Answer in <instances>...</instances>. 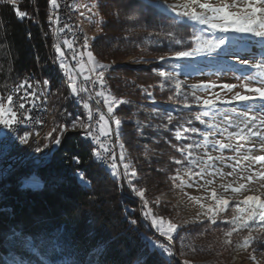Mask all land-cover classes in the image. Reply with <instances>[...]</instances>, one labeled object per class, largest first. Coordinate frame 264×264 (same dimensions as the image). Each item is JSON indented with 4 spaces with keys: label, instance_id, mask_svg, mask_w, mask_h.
Returning <instances> with one entry per match:
<instances>
[{
    "label": "trees",
    "instance_id": "1",
    "mask_svg": "<svg viewBox=\"0 0 264 264\" xmlns=\"http://www.w3.org/2000/svg\"><path fill=\"white\" fill-rule=\"evenodd\" d=\"M98 1L101 13L108 22L104 33L93 41L91 50L96 59L104 64H109L123 53L119 48L112 49L110 40L114 35L127 33L124 26L126 20L131 25H139L132 31L135 37H139V30L151 29L158 33L164 42L154 49L156 52L151 51L153 54L158 52V56L170 52V47L175 50L180 46L172 42L173 39L167 41L166 38L180 39L184 44L196 31L194 24H174L172 14L154 8L149 0ZM17 9L25 12L26 16L18 17ZM51 12L50 0H16L15 6L7 0H0V96L6 97L9 87L20 76L39 74L40 64L46 61L47 46L52 38ZM131 68L119 66L117 69L129 72ZM42 69L43 76L50 80L51 91L58 87V83L66 84L67 90H71L68 83L54 77L57 73L50 65ZM135 69L141 73L138 84L147 85L158 79L148 72V67ZM107 73L109 92L113 96L141 100L139 91L136 90V94L127 91L122 78ZM64 105L72 115L77 113L76 99ZM114 114L122 122L119 133L123 160L135 172L132 186L137 192H144L142 200L148 202L146 208L151 209L152 216L161 217L165 211L157 195L171 186L169 176L177 166L173 157L179 156L175 147L177 140L168 131L164 118L154 117L151 121L154 127L146 128L153 137L142 139L132 107L121 103ZM140 116L144 118L143 114ZM59 148L48 163L28 166L37 168L27 167L11 176L10 187L0 199V264H7L6 256L10 252L28 261H37L35 254L9 238L13 226L40 238V254L50 264H89V261L95 264L96 259L100 264H181L173 255L168 256L152 246V241L165 246L167 242L156 237L150 225L143 220L136 192L113 175L111 168L98 162L94 147L86 141L84 132L64 135ZM77 173L89 182L88 185H81ZM33 176L42 183V187H23L21 179ZM129 220L137 223L131 224ZM60 227L64 228V233L53 243L52 234ZM113 237L115 240L102 257L87 254L98 242ZM141 254L146 256V262L138 259Z\"/></svg>",
    "mask_w": 264,
    "mask_h": 264
},
{
    "label": "rangeland",
    "instance_id": "2",
    "mask_svg": "<svg viewBox=\"0 0 264 264\" xmlns=\"http://www.w3.org/2000/svg\"><path fill=\"white\" fill-rule=\"evenodd\" d=\"M149 2L156 3L159 0H149ZM164 2L170 5L182 4L184 0H164ZM210 2L221 4L225 0H210ZM227 2L231 3V0H227ZM75 9L88 38L87 50L93 53L91 45L96 37L104 33V26L108 20L101 13L98 0H76ZM197 11H200V9L197 8ZM81 13H84V15H81ZM169 13L173 15V13ZM126 19L128 18L126 17ZM184 22L194 24L196 30L205 27L188 20ZM124 26L127 27L125 28L127 33L121 36L114 35L110 40L113 46L112 49L119 48L123 53L109 62L111 70L110 68L106 69L105 75L110 72L111 75L122 78L126 90L133 94H136V90L139 91L141 100H130L128 96L124 99H117L109 92L110 84L107 90L99 91L104 92L103 99L105 97H115L117 100L127 101L124 104L134 109V114L137 116L135 119L137 130L142 139L153 137L150 131L147 132L146 128H153L151 121L154 117H158L160 119L164 118L163 121L167 123L168 131L172 132L173 137H175L177 130L181 131L182 138L177 139L175 137L177 140L175 147L177 149H186L189 143L194 145L190 150L192 153L191 157H188L186 152L182 153L177 150L179 156L173 157V162L180 160L182 163L177 164L176 171L169 176L171 186L163 189L157 195L165 211L163 216L157 218L162 219L165 223L171 221L178 226L177 231L173 234L172 241H168L166 237L160 235L157 229L151 225L150 218H145L143 215V220L150 225L156 237L167 242L165 247H171L174 253L173 257L181 264H185V261H188L189 264H264V243L255 242L248 246L243 245L244 238L249 235L250 231L253 237L264 234V222L251 221L249 222V228L238 229L232 233L231 237L226 236V233L233 227L231 220L235 214L237 204L244 207L240 202L246 196H259L261 201H264V177L258 175L259 172H264V165L251 159L248 161L243 159L245 155H264V149L259 147L260 141L255 137L250 138V140H237L236 137H228L226 132L224 134L217 132L215 135L210 136L209 139L220 140L223 143L233 144L237 147L243 144L244 147L241 148L239 153L232 149H224L222 151L218 148L213 149L211 145L207 148L203 146L197 148L195 146L196 143L203 145V137L198 133L184 131L186 128L208 131L205 125L196 119L197 115H200L201 119H204L206 123L218 124L222 128L226 127V113L234 124H239L243 127L242 118L237 117L235 113L231 112V109L235 108L237 111L250 110L253 105L238 101H233L231 104H223L219 103V101L230 100L236 92L242 95H256L246 90L243 85L245 83H249L250 87H260L262 85L257 82L253 69L248 65H242L240 60H248L252 64L256 63L264 54V43L250 35L229 33V37L234 39L227 46V54L224 50H220L219 54H213L212 56H197L188 60L168 59V57L174 55L175 51L188 50L193 47L194 44L191 37L184 44L180 43V46L175 50L170 47V52L161 55L166 58L162 61L159 59L161 56L157 55L158 52L152 53L153 51L156 52L154 49L161 47L164 42L157 32L151 29L139 30V37H135V35H132V31L138 28L139 25L135 23L131 25L129 20H126L124 21ZM206 34L211 35V33ZM217 35L219 34L217 33ZM129 39L132 40V44ZM166 39L167 41L173 39L172 42L180 40L173 37ZM61 50L64 53L62 47ZM237 55L239 60L236 58ZM93 57L95 61L104 64L96 59L94 53ZM64 58L67 63L65 53ZM57 60L60 63L59 53H57ZM89 63L92 66V62L89 61ZM45 65L50 64L44 61L40 64V67L43 68ZM119 66H132L133 68L129 69V72H124L122 69H117ZM69 67L71 68L70 65ZM136 67H148V72L157 76L158 79L154 83L147 85L138 84L141 73L135 69ZM161 72L172 73L174 78L167 79L162 77L160 75ZM82 73L84 77L88 75L85 67ZM245 76H251V82L246 81L244 79ZM225 84L235 85V87L229 91L223 87ZM192 85H214V87L207 89L197 87L193 89ZM48 87L49 89L51 88L50 82ZM66 87V84L64 86V84L58 83V87L51 92L55 107V128L57 131H53L52 136L47 137L45 143H48V147H42V151L36 152L25 160L21 170L26 169L33 163L40 164L43 159L53 156V153L60 145H54L50 141L60 135L59 126H67V130L60 136L61 141L64 135L68 133L81 131L86 133V129L79 126L73 128L71 125L73 121H76L77 124L80 122L89 124L87 110L82 107V104L87 102L91 111L94 106L84 93H79L80 99L78 101L77 97L71 93V90H67ZM193 92L195 96L201 98L199 104L196 103ZM217 96L219 97L218 107L220 111H209L207 116L203 115L205 111L203 100H217ZM73 98L74 100L76 99L78 104V110L75 115L68 112L67 106L64 105L65 103L68 104L69 100ZM186 104L190 107H184ZM104 106L107 109L105 103ZM116 107H114V110ZM140 114H143L144 118ZM249 115L256 117L257 127L253 128V131L258 128L264 129V124L260 123L264 120V113L258 110H250ZM112 116L117 117L114 111ZM169 116L172 118L170 123ZM105 119H108V116L105 115ZM103 123L101 121V126ZM109 127L111 129L112 127L114 128V122L111 124L109 120ZM228 130L236 131L237 129L233 127ZM249 148L252 149L251 153L247 151ZM210 156L213 158L223 157V159L209 160ZM192 159L196 160V164L191 163ZM124 164L128 163L122 160L120 166L116 169L119 175L115 176L125 182L127 187L132 188V185L129 184V180L132 181L133 178L131 175L133 172L132 167L128 164V174L125 175ZM202 168L204 169L203 172H201ZM110 171L112 172L111 169ZM249 175L253 177L251 181L247 179ZM173 177H178V179L174 180ZM240 185H244V188H240ZM234 189L240 190L234 191ZM213 192L216 194L215 199L213 198ZM136 197L141 202V212L143 214L147 208L143 204L142 198L138 195ZM221 200H227L228 204H220L219 201ZM213 213H215V222H213ZM229 239L231 243H226ZM12 256L21 259L23 264H37V261H28L14 252H10L6 256L7 264ZM253 256L255 259L252 258ZM46 260L48 261L47 258ZM48 264H50L49 261Z\"/></svg>",
    "mask_w": 264,
    "mask_h": 264
},
{
    "label": "snow or ice",
    "instance_id": "3",
    "mask_svg": "<svg viewBox=\"0 0 264 264\" xmlns=\"http://www.w3.org/2000/svg\"><path fill=\"white\" fill-rule=\"evenodd\" d=\"M9 2L15 6L16 0H9ZM51 6L56 9L59 7L57 0H50ZM152 6L158 10H161L162 12H171L173 13V23H183L185 20L192 21L195 24L205 26L204 28L200 30L194 31V34L192 36V42L194 44L193 47L189 48L188 50H181V51H175L174 55L172 57H168V59H175V60H188L195 58L197 56H212L213 54H219L220 50H224L227 54V46L229 43L234 39L229 37V33L233 34H246L250 35L254 38H257L261 43H264V0H231V3L225 2L221 4H216L210 2V0H184V3L182 4H167L164 2V0H159V2L153 3ZM197 8L200 9V11H197ZM91 11V9H89ZM17 15L20 18H24L26 16V13L23 11H19L17 9ZM81 15H84V13H81ZM51 19V18H50ZM65 27H68L65 25ZM60 32L64 31V28L59 29ZM206 33H211V35H208ZM217 33L219 35H217ZM172 33H169V36H171ZM64 43L67 45L68 49L74 51V55L72 57L73 60H77V57H83V53L75 52L73 49V43L65 40ZM175 43L180 44V40H176ZM83 47H88V38H84ZM56 52L60 54V63L59 68L65 73L69 85L71 88V93L77 97L78 101L80 99L79 93H87L86 88H79L77 87L76 83V76L73 75L72 69L69 67V65L66 63L64 58V53L61 50L60 44H56ZM87 57L90 62H92V66L88 69L90 72H96V75L93 78L89 76L84 77V81L92 80L93 83L99 84L101 88H104L105 81H104V75L105 70L110 68V65L107 64H100L99 62L95 61L93 57V53L91 51L87 52ZM237 60H239V56L237 55ZM160 60H165L166 58L164 56H161L159 58ZM240 63L242 65H248L250 68L253 69L254 73L257 77V82H259L262 86L260 87H250L249 83H245L243 86L246 90L255 93L256 95H242L239 92H236L230 100H224L219 101V103L223 104H231L233 101L238 102H246L248 104L253 105V108L250 110H258L264 113V54H262L261 59L258 60L256 63L252 64L248 60H240ZM78 66L80 68V71H84V63L83 60H78ZM160 75L162 77H165L167 79H172L173 74L169 72H161ZM244 79L246 81L251 82L252 77L251 76H245ZM39 83V82H37ZM44 85H48V81H43ZM27 84L28 88L31 89L32 85L28 83L27 80L23 81L19 87L14 88L12 90V93L5 96H0V125H3L4 127L16 131V126L23 125L31 122L33 120V117L30 115L33 108L36 107L35 100L38 98L36 91L33 89L31 92H29L27 89L24 88V85ZM193 89L197 87H202L204 89H207L209 87H214V85H192ZM225 89H228L231 91L235 85L231 84H225L223 85ZM21 91H23V94L21 95ZM16 95V99L14 101L13 95ZM98 96L103 97L104 92L101 91L97 93ZM150 95V94H149ZM193 96H195V93L193 92ZM200 97L195 96V101L197 104L200 103ZM218 100L219 97L217 96V100L213 99H204L203 100V108L205 111L203 112V115L207 116L208 112H219L220 109L218 107ZM31 102V108H26L25 103ZM104 103L107 105V113L112 114L114 111V107L118 106L121 103H127V101L123 100H117L115 97H105ZM82 107L87 110V117L89 119V124H84L83 122H80L77 124L76 121H73L72 127L75 128L77 126L82 127L86 129V137L91 138V140L95 141L98 147V150L95 152V156L97 159L103 160L105 158V154L109 153L111 151V147H106L104 143H101V137L100 133H103L106 137H110L112 135L113 129L109 127V120L114 121L115 125V133L116 135H119L120 127H121V120L116 119L114 116L109 115L108 119H105V114L100 113L99 114V120L103 121V125L100 126L99 132L97 134H93V131L91 129V120L93 117V113L89 108V104L87 102L82 104ZM184 107H190L189 105H184ZM250 110H241L237 111L235 108L231 109V112L235 113L237 117L242 118L243 127H241L239 124H234L233 121L228 117L227 113L225 114V123L226 127H220L218 124H210L206 123L204 119H201L200 115H197L196 119L201 123L204 124L205 127L208 129V131H201L200 129H184L185 132L191 131L194 133H198L203 137V145L200 143H196V147H205L207 148L209 145L213 149L218 148L219 150L224 149H232L235 152L239 153L241 148L244 147L243 144H240L238 147L233 144H226L221 142L220 140H210L209 137L215 135V133L224 134L227 133L228 137H236L237 140H250V138L255 137L260 141L259 147L261 149H264V129H257L256 131H253V128L257 127L256 124V117L250 116L249 111ZM20 113V116L18 118L17 114ZM169 123L171 122V116H169ZM37 123H42V121H37ZM260 123L264 124V120H262ZM251 124V126H249ZM235 127L236 131H229V128ZM107 129V131H106ZM67 130V126H59V133L54 140L50 141L54 145H60L61 139L60 136L63 135V133ZM57 131L56 128H53L52 131L47 133L48 137L52 136V132ZM33 135L32 132H24L23 135H19L17 138L19 141L23 144L28 143L29 138ZM37 136H39V133H36ZM175 137L177 139L182 138L181 131L177 130L175 132ZM193 144L189 143L185 148H179L178 151L184 153L186 152L188 157L192 156L191 149L193 148ZM44 148L48 147V143H45L43 145ZM121 149H123V145H120ZM187 150V151H186ZM36 152L42 151L41 147L35 148ZM249 153H251L252 149L249 148L247 150ZM111 159L115 160V155H112ZM123 152H121V160H123ZM212 159H219L222 160L223 157H209V160ZM245 161L252 160L256 163H259L261 165H264V155L260 156H250L245 155L243 157ZM176 164H181L182 161L177 160L175 161ZM192 164H196V160H191ZM250 166V165H249ZM124 173L125 175L128 174V164L123 165ZM117 165L116 163L111 164V170L113 172V175H119V173L116 171ZM204 169H201V172H203ZM80 180V183L82 186L88 185V181L84 180L83 176L80 173L76 174ZM132 176H135V172L131 173ZM231 175V173H229ZM259 176L264 177V172H259ZM252 176L249 175L247 179L249 181L252 180ZM173 179H178V177H173ZM129 184L132 185V181L129 180ZM23 187H32V188H39L42 187L41 182L33 176L31 180H26L23 185ZM240 188H244V185H240ZM240 189H234V191H239ZM132 191L136 192V194L143 198L144 192L139 191L137 192L135 186H132ZM215 192H213V198L215 199ZM195 199V198H193ZM250 202H258V203H250ZM147 201L144 200L143 204L146 206ZM220 204L227 205V200H221L219 201ZM240 203L244 205V207H241L240 204L236 205L235 214L233 215V218L231 220V223L233 227L230 231L226 233L227 237H231L233 232H236L238 229L241 228H249V222L251 221H261L264 222V201H261L259 196H246ZM8 211H11V209H8ZM143 215L145 218H150L151 225L157 229V231L160 233V235L167 238L168 241H172L173 234L177 231V225L172 223L171 221H168L165 223L162 219H159L155 216L151 215V209H147L143 212ZM213 222H215V213H213ZM129 223L136 224L137 222L135 220H129ZM64 233V228L60 227L57 228L53 236V243L59 240L60 236ZM9 235V234H6ZM9 238L17 243H19L23 248L30 250L33 254L37 256V264H48V261L46 258L41 255V248H40V238L39 237H33L29 234H26L23 230V228H18L13 226L10 229V235ZM148 239V238H146ZM115 240V237L110 238L108 241H101L98 242L90 251L87 253L88 255H91L93 257H102L104 254L107 253L110 244ZM255 242H261L264 243V234L253 237L251 234V231L249 232V235L244 238L243 245L248 246ZM152 246H154L157 249H160L164 253H166L168 256H172L174 253L171 249V247H165L162 243H157L155 241H152ZM226 243H231V240L229 239L226 241ZM255 251V249H253ZM255 259V257H252ZM141 261L146 262V256L141 254V256L138 258ZM8 264H23V261L15 256H12ZM80 264H83V262H80ZM89 264H93L92 261H89ZM95 264H100L99 259L95 260ZM185 264H189L188 261H185Z\"/></svg>",
    "mask_w": 264,
    "mask_h": 264
},
{
    "label": "built area",
    "instance_id": "4",
    "mask_svg": "<svg viewBox=\"0 0 264 264\" xmlns=\"http://www.w3.org/2000/svg\"><path fill=\"white\" fill-rule=\"evenodd\" d=\"M59 16L61 19V27L64 28L62 32L61 39V47L62 49H66L67 51V64L71 66L73 75L76 76V83L78 89L83 87L87 89V93H84L87 98L90 100L91 104L94 106L92 109L93 117L91 120V129L93 134H97L99 132V128L101 126V121L99 120V114L102 112L106 116L112 115L107 113V109L104 106V99L101 96H98L101 87L99 84L93 83L92 80L84 81V75L80 71L78 66V60L82 59L84 63V67L86 69L87 76L94 79L96 72H90L88 69L91 67L88 57H87V48L83 47L82 34L79 29V25L75 18V13H73L72 0H59ZM67 25L68 27H65ZM67 40L73 43V49L75 52L83 53V57H77V60H73L72 57L74 55V51L68 49L67 45L64 41ZM27 80L28 83L32 84V80L26 77V74L20 76L14 82V88L19 87V85ZM24 88L29 91L28 85L25 84ZM30 92V91H29ZM83 93V92H81ZM23 94V91L20 93ZM13 99L15 101L16 95H13ZM36 107L32 109L30 115L33 117V120L27 124L16 126L17 130H10L8 133L3 134V143L0 146V188L2 187L4 182H1V174L3 170L10 169L12 163L16 161L22 155V151L26 147L27 144H34L36 141H32V136L29 138L28 143L23 144L17 138L19 135H23L24 132H32L37 133L39 129V125L41 123H37V121H42L39 115V104L40 100L37 98L35 100ZM26 108H31V102L25 103ZM19 118V117H18ZM112 124V120H110ZM113 129V127H112ZM114 129L112 135L110 137H106L103 133H100L101 143H104L106 147H111V151L105 154V158L109 164L113 162L116 163L117 168L121 164V154L118 150V146H114ZM112 155H115V160L111 159ZM51 158L46 159V163H48ZM48 161V162H47ZM14 175V173H13ZM25 181L21 182L24 183Z\"/></svg>",
    "mask_w": 264,
    "mask_h": 264
},
{
    "label": "bare ground",
    "instance_id": "5",
    "mask_svg": "<svg viewBox=\"0 0 264 264\" xmlns=\"http://www.w3.org/2000/svg\"><path fill=\"white\" fill-rule=\"evenodd\" d=\"M9 1V0H7ZM75 1L76 0H72V6H73V13H75V18L77 20V23L79 25V29L81 31L82 34V40L84 42V38L87 37L84 26L81 24L80 19H79V15L78 12L75 9ZM57 3L59 5V0H57ZM51 18H52V39L50 41V43H48L47 46V53H46V63L50 64V67L52 68V70L54 72L57 73V75L55 74V78L59 79V80H64V82L69 83L65 73L59 68V63L57 60V53H56V44H60L61 46V39H62V32L59 31L60 27H61V19L59 16V7L54 9L52 7V12H51ZM50 45V46H49ZM64 53L67 57V51L66 49H63ZM88 52V50H87ZM42 68L40 67L39 69V74H27L26 77L32 80V88L29 89V91L31 92L33 89L36 91L37 93V97L40 100V104H39V115L40 118L42 119V123L39 125V129H38V133L39 136L36 135V133H33L32 135V141H36L34 144H27L26 147L24 148V150L22 151V155L16 159V161L14 163L11 164L10 169H5L3 170V173L1 174V182H4L2 187L0 188V199L2 198V196L5 194V192L9 189L10 187V178L11 176L19 173L20 170L22 169L23 163L25 162V160H27L28 158H30L33 154L36 153L35 148L36 147H43L44 143L47 140V133L52 131L53 128H55V107H54V103L52 100V91L51 89H49L48 85H44L43 81L47 80L50 81L49 79H47L45 76H43L44 74H42ZM108 75L106 74L104 76V81H105V87L101 88L102 90H107L109 88V78L107 77ZM39 82V83H37ZM14 89V84H12L9 89L8 92L6 94V96L10 93H12V90ZM17 116H20V113L18 112ZM114 121H112L113 123ZM115 129V127L113 128ZM10 131V129L4 127L3 125H0V146L3 143V134H6ZM115 132V131H114ZM120 135H116V133H114V146H118V150L121 154V147H120ZM86 141L90 142L93 147H94V151L96 152L98 150L97 144L95 141L91 140V138L86 137ZM50 157H47L45 159H43L41 161L40 164H32L33 166H40L45 164L46 159H49ZM98 162L106 167V168H111V164H109V162L106 161V159L100 160L98 159ZM28 168H37V167H28ZM26 168V169H28ZM22 178V177H21ZM31 178H23L21 179V182L26 181V180H30ZM23 184V183H22ZM42 184V183H41ZM22 188V187H21ZM33 189L32 187H28ZM35 189H39V188H35Z\"/></svg>",
    "mask_w": 264,
    "mask_h": 264
},
{
    "label": "water",
    "instance_id": "6",
    "mask_svg": "<svg viewBox=\"0 0 264 264\" xmlns=\"http://www.w3.org/2000/svg\"><path fill=\"white\" fill-rule=\"evenodd\" d=\"M59 149H60V148H58V149L55 151V153H56V152H58V151H59ZM53 155H54V153H53ZM51 159H52V157H51ZM47 162H48V161H47ZM45 163H46V162H45Z\"/></svg>",
    "mask_w": 264,
    "mask_h": 264
}]
</instances>
